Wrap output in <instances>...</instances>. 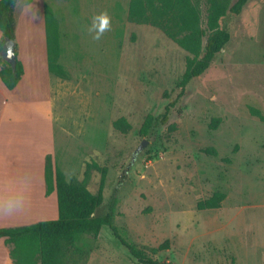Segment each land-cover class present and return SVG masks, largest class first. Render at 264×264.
<instances>
[{"label":"rangeland","instance_id":"obj_1","mask_svg":"<svg viewBox=\"0 0 264 264\" xmlns=\"http://www.w3.org/2000/svg\"><path fill=\"white\" fill-rule=\"evenodd\" d=\"M129 2L17 1V49L46 52L50 12L69 75L42 77L43 98L48 84L57 94L55 120L33 126L32 146L42 144L67 179L102 194L96 215L113 207L118 234L158 264H264V0L221 20L229 43L189 83L166 125L155 118L177 99L188 52L157 28L131 22ZM195 2L206 29V0ZM101 14L109 28L96 39ZM25 21L36 24L32 33ZM121 119L125 131L114 125ZM216 192L225 194L220 208L198 209ZM54 196V205L0 210V228L59 219ZM12 249L0 238V259L12 260ZM71 253V264H141L108 228L81 236Z\"/></svg>","mask_w":264,"mask_h":264},{"label":"trees","instance_id":"obj_2","mask_svg":"<svg viewBox=\"0 0 264 264\" xmlns=\"http://www.w3.org/2000/svg\"><path fill=\"white\" fill-rule=\"evenodd\" d=\"M18 0H0V54L6 39L16 41L14 16ZM249 0H206L208 5L207 28H202V13L195 0H130L128 19L137 24L153 26L188 52L186 70L179 84L177 99L166 105L164 112L155 118L156 125H166L178 101L185 95L191 81L202 76L212 65L231 39L228 29L221 27V20L228 15L238 16ZM46 42L49 71L62 80L69 75L60 63L61 43L58 24L52 14L47 17ZM17 57V47H16ZM23 75V65L17 58L15 67L0 55V79L12 90ZM123 131L129 127L124 120L115 122ZM214 154L215 151L211 150ZM45 180L47 192L55 190L58 200L59 219L31 226L0 228V238L13 245L9 264H71V252L83 235L97 237L108 228L141 264H158L147 258L135 246L128 244L117 232L113 221L114 208L104 215H96L103 203L100 193H93L79 177L67 179L65 173L46 158ZM225 194L216 192L211 198L200 200L198 209L221 207Z\"/></svg>","mask_w":264,"mask_h":264},{"label":"crops","instance_id":"obj_3","mask_svg":"<svg viewBox=\"0 0 264 264\" xmlns=\"http://www.w3.org/2000/svg\"><path fill=\"white\" fill-rule=\"evenodd\" d=\"M23 27L27 31L31 30L32 33L36 24H28L25 21ZM20 28L16 23L15 42L17 48L19 47L17 31H20ZM42 31L41 28L40 37L44 38L45 26L43 33ZM1 38L0 32V42ZM17 50V58L23 65V75L19 83L14 89L9 90L0 79V201L4 202L18 191H23L25 199L22 207L24 205L26 207L43 206L45 203L54 205L56 191L48 193L45 180L46 158L51 155L45 156L42 144L38 149L33 147L34 142L30 136V133L35 134L33 126L34 128L42 126V119L49 123V128L52 126V121L55 120L54 106L58 98L53 84L52 87L48 84L45 89L46 98H43L44 94L42 93L41 79L49 71L47 42L45 53L33 52L31 57L24 49ZM47 77L51 81L49 74ZM58 87H60V83L56 89ZM18 159H26V161L30 159V165H27V162L20 163ZM10 262L9 255L0 259V264H9Z\"/></svg>","mask_w":264,"mask_h":264},{"label":"clouds","instance_id":"obj_4","mask_svg":"<svg viewBox=\"0 0 264 264\" xmlns=\"http://www.w3.org/2000/svg\"><path fill=\"white\" fill-rule=\"evenodd\" d=\"M93 27L96 31L95 38L99 39L100 36L104 33L105 30L109 28V18L106 14H101L94 18ZM24 193L23 191H18L12 197L6 199L2 205H0V210H3L8 213L17 211L22 207L24 202Z\"/></svg>","mask_w":264,"mask_h":264},{"label":"water","instance_id":"obj_5","mask_svg":"<svg viewBox=\"0 0 264 264\" xmlns=\"http://www.w3.org/2000/svg\"><path fill=\"white\" fill-rule=\"evenodd\" d=\"M1 57L9 62L13 68L17 60L16 57V42L10 39H6L1 51ZM144 145L140 146L138 150H141Z\"/></svg>","mask_w":264,"mask_h":264}]
</instances>
